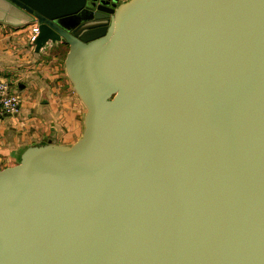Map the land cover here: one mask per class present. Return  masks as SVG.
<instances>
[{"label":"water","instance_id":"1","mask_svg":"<svg viewBox=\"0 0 264 264\" xmlns=\"http://www.w3.org/2000/svg\"><path fill=\"white\" fill-rule=\"evenodd\" d=\"M67 45L70 144L0 169V264H264V0H0Z\"/></svg>","mask_w":264,"mask_h":264},{"label":"crops","instance_id":"2","mask_svg":"<svg viewBox=\"0 0 264 264\" xmlns=\"http://www.w3.org/2000/svg\"><path fill=\"white\" fill-rule=\"evenodd\" d=\"M31 25L0 22V79L21 97L18 113L0 114V169L16 163L27 146L74 142L83 127L84 106L63 67L67 45L47 44L35 52Z\"/></svg>","mask_w":264,"mask_h":264},{"label":"built area","instance_id":"3","mask_svg":"<svg viewBox=\"0 0 264 264\" xmlns=\"http://www.w3.org/2000/svg\"><path fill=\"white\" fill-rule=\"evenodd\" d=\"M37 33V24L33 23L30 28V41ZM21 104L20 95L11 89L10 84L5 79H0V114H16L19 112Z\"/></svg>","mask_w":264,"mask_h":264},{"label":"rangeland","instance_id":"4","mask_svg":"<svg viewBox=\"0 0 264 264\" xmlns=\"http://www.w3.org/2000/svg\"><path fill=\"white\" fill-rule=\"evenodd\" d=\"M65 51H66V50H65V49H63L61 56H59V57H60V59H62V58H63ZM10 87H11V89H12V90H14V89H13V87H12V85H10ZM14 91H15V90H14Z\"/></svg>","mask_w":264,"mask_h":264}]
</instances>
